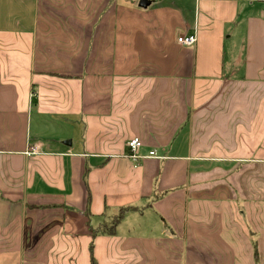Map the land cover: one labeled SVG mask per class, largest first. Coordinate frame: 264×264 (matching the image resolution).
Here are the masks:
<instances>
[{"label": "crops", "instance_id": "crops-1", "mask_svg": "<svg viewBox=\"0 0 264 264\" xmlns=\"http://www.w3.org/2000/svg\"><path fill=\"white\" fill-rule=\"evenodd\" d=\"M149 1L0 0V264H264V0Z\"/></svg>", "mask_w": 264, "mask_h": 264}, {"label": "built area", "instance_id": "built-area-1", "mask_svg": "<svg viewBox=\"0 0 264 264\" xmlns=\"http://www.w3.org/2000/svg\"><path fill=\"white\" fill-rule=\"evenodd\" d=\"M198 38L196 34H192V35H183L180 36L177 40L178 44L182 45V46H186V47H194L197 44ZM127 146L131 152V158L134 161L138 160V156L136 154L137 150L142 146V140L139 137H134L132 139H130L127 143ZM33 152H36V149H33ZM156 154V152H151L150 155L154 156Z\"/></svg>", "mask_w": 264, "mask_h": 264}, {"label": "trees", "instance_id": "trees-1", "mask_svg": "<svg viewBox=\"0 0 264 264\" xmlns=\"http://www.w3.org/2000/svg\"><path fill=\"white\" fill-rule=\"evenodd\" d=\"M124 210L121 211V213L116 217L110 224V226L104 225V228L102 230L103 234H108V235H115V229L117 225L121 222L123 218ZM91 264H97L93 252L91 250Z\"/></svg>", "mask_w": 264, "mask_h": 264}, {"label": "water", "instance_id": "water-1", "mask_svg": "<svg viewBox=\"0 0 264 264\" xmlns=\"http://www.w3.org/2000/svg\"><path fill=\"white\" fill-rule=\"evenodd\" d=\"M149 5H150L149 0H140V2H139V7H141V8H147Z\"/></svg>", "mask_w": 264, "mask_h": 264}]
</instances>
